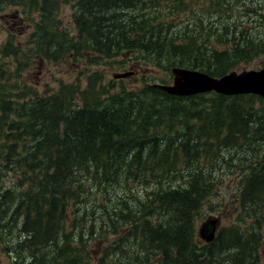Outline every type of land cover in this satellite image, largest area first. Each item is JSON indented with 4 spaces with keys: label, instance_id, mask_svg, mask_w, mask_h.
Returning <instances> with one entry per match:
<instances>
[{
    "label": "trees",
    "instance_id": "trees-1",
    "mask_svg": "<svg viewBox=\"0 0 264 264\" xmlns=\"http://www.w3.org/2000/svg\"><path fill=\"white\" fill-rule=\"evenodd\" d=\"M29 1L40 6L36 31L0 50L16 62H0V239L11 263L259 264L264 98L127 86L99 65L122 56L213 76L264 66V0H75V33L61 0ZM25 56L89 65L40 93ZM232 167L236 219L199 243V210Z\"/></svg>",
    "mask_w": 264,
    "mask_h": 264
},
{
    "label": "rangeland",
    "instance_id": "rangeland-1",
    "mask_svg": "<svg viewBox=\"0 0 264 264\" xmlns=\"http://www.w3.org/2000/svg\"><path fill=\"white\" fill-rule=\"evenodd\" d=\"M19 0H0V50L8 43V41L14 42L20 46H25L30 34L36 31L34 21L39 19V12L36 10L40 6H33L34 3H26V5L20 6L17 2ZM21 1V0H20ZM24 2L26 0H23ZM34 1V0H33ZM22 2V1H21ZM75 0H61L57 6V12L61 19V24L70 28L75 33L74 15H75ZM194 6V3L192 4ZM33 21V22H32ZM10 48H6L5 54L9 53ZM25 57H22L23 60ZM24 59L22 64H25L24 77L28 84L34 86L40 93L46 91L52 92L56 89L58 84L68 82L76 79V75L84 70L89 64L85 61L77 62V60H71V57L67 56L61 60H49L40 57H28ZM76 59V58H75ZM124 57L120 56L116 61H103L99 68L105 72V81L109 82L113 79L115 73H124L128 71H134V75L115 79L119 84H126L127 86H139L144 82H167L168 84L173 82V74L171 70L156 69L149 67H138L134 63L124 64ZM0 62L5 64L4 69H14L16 66L15 58L6 57L0 53ZM260 67V61L255 60L249 64H244L237 69L238 72L249 69H256ZM92 69H96L95 66ZM84 84V82H83ZM222 166V165H221ZM237 170L232 167V170H225L222 173V180L225 182V186L221 189H216L215 195L212 194L208 201L199 210L196 220V235L199 243H204L200 239L199 230L208 218H219L220 225H227L232 222L237 214V211H233L234 207L229 203L232 195L236 193L237 176H235ZM235 182V183H234ZM218 203L226 204L225 209L219 207ZM214 206H211L213 205ZM5 244V245H4ZM5 239H0V264H12L13 255L11 251H8ZM260 262L264 264V243L260 248ZM230 261L222 259L221 264H229ZM236 264V263H235Z\"/></svg>",
    "mask_w": 264,
    "mask_h": 264
},
{
    "label": "water",
    "instance_id": "water-1",
    "mask_svg": "<svg viewBox=\"0 0 264 264\" xmlns=\"http://www.w3.org/2000/svg\"><path fill=\"white\" fill-rule=\"evenodd\" d=\"M172 84H156L163 90L176 95H192L200 92L216 91L226 95L253 93L264 97V67L261 69L232 71L221 77L192 68L174 67ZM129 73L116 74L125 77ZM219 220L210 218L202 224L200 236L208 242L214 240Z\"/></svg>",
    "mask_w": 264,
    "mask_h": 264
}]
</instances>
